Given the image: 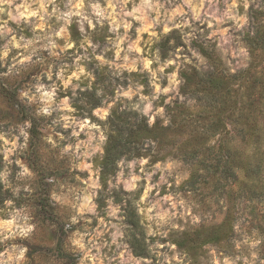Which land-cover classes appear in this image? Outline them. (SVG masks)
<instances>
[{
	"label": "clouds",
	"instance_id": "clouds-1",
	"mask_svg": "<svg viewBox=\"0 0 264 264\" xmlns=\"http://www.w3.org/2000/svg\"><path fill=\"white\" fill-rule=\"evenodd\" d=\"M259 36L264 0H0V264H264ZM117 117L164 134L102 176Z\"/></svg>",
	"mask_w": 264,
	"mask_h": 264
},
{
	"label": "rangeland",
	"instance_id": "rangeland-1",
	"mask_svg": "<svg viewBox=\"0 0 264 264\" xmlns=\"http://www.w3.org/2000/svg\"><path fill=\"white\" fill-rule=\"evenodd\" d=\"M73 35H74V38L78 35L76 33V30H75V26H73ZM101 41H103V37L101 36L100 37ZM258 47H264V45H260ZM106 79L105 76L103 75H100L99 76V80H104ZM227 86H225L226 88ZM0 96H3L8 102H13L15 100V96H14V93L13 92H10L8 91L7 89H4L3 87H0ZM214 96V95H208V99H209V102L211 103L212 101H214V98L212 99L211 97ZM217 98V94H215V99ZM21 114H23V109H21ZM117 119L121 122V123H126V117H117ZM120 123V124H121ZM120 124H117V123H114L113 124V128L115 129V135L112 137V141H111V149H113L114 151L112 152V157L114 158H118V156L120 154H122V151H127L128 149L126 148V146H121L120 145V141H121V138L124 136V133L125 131L127 130H130V129H122V137H120V131H118V128L120 127ZM220 124V120L218 119L217 122H216V125L218 126ZM42 125L39 124L38 122L37 123H34L33 125V128L31 129V135L36 138L37 140L39 139L40 135H41V129ZM141 128H144L143 125H140ZM145 134V133H144ZM83 138V137H82ZM121 146V148H120ZM139 154V153H137ZM195 155V152L192 153V156ZM111 164L112 162L110 163V165L103 170V173H102V176H106L108 173L112 172L113 171V168L111 167ZM200 166L207 169L208 167H213V170L214 171H218V167L217 166H211V165H208L206 164L204 161H200ZM227 169H225V174H227ZM52 174V173H50ZM202 179L199 175H197L196 173L193 174V182L197 181V180H200ZM41 204H44V201L41 200L40 201ZM51 218V217H50Z\"/></svg>",
	"mask_w": 264,
	"mask_h": 264
},
{
	"label": "trees",
	"instance_id": "trees-1",
	"mask_svg": "<svg viewBox=\"0 0 264 264\" xmlns=\"http://www.w3.org/2000/svg\"><path fill=\"white\" fill-rule=\"evenodd\" d=\"M251 43L253 47L264 45V36H259L256 40L251 41ZM190 80H192V78H190ZM193 82L198 88L203 89L207 93V95H214L211 97L212 99L214 98V100H215V94L218 95L221 91L225 89V86H227L226 82L218 75L211 77L208 81H193ZM122 124L124 123H121L120 127L118 128V131H120V137L123 136L121 134L122 129H125L124 127L121 126ZM139 129H140V132H143V134L145 133V135H163L164 134L162 131H157V130L149 131L145 128H141L140 126H139ZM140 132H133L131 130H127L128 139L129 140L135 139L140 134ZM120 145L124 146V144H122L121 141H120ZM111 146L112 145L110 144L109 149H108L109 155L105 158V161L103 162L104 169H106L113 160L112 152L114 150L111 149Z\"/></svg>",
	"mask_w": 264,
	"mask_h": 264
}]
</instances>
